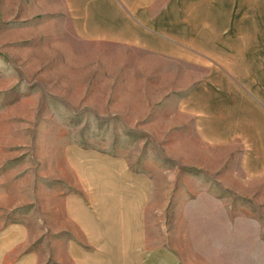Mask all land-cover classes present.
Masks as SVG:
<instances>
[{"label":"rangeland","instance_id":"1","mask_svg":"<svg viewBox=\"0 0 264 264\" xmlns=\"http://www.w3.org/2000/svg\"><path fill=\"white\" fill-rule=\"evenodd\" d=\"M97 47L61 0H0L1 264H264V186L165 105L77 79Z\"/></svg>","mask_w":264,"mask_h":264},{"label":"crops","instance_id":"2","mask_svg":"<svg viewBox=\"0 0 264 264\" xmlns=\"http://www.w3.org/2000/svg\"><path fill=\"white\" fill-rule=\"evenodd\" d=\"M61 2L74 41L106 51H90L77 79L144 111L165 105L174 128L235 150L244 181L264 186V0Z\"/></svg>","mask_w":264,"mask_h":264}]
</instances>
